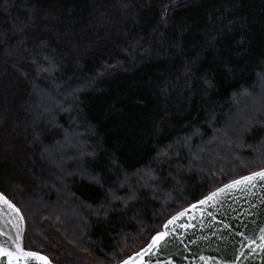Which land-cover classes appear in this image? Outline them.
Listing matches in <instances>:
<instances>
[{"label": "trees", "instance_id": "1", "mask_svg": "<svg viewBox=\"0 0 264 264\" xmlns=\"http://www.w3.org/2000/svg\"><path fill=\"white\" fill-rule=\"evenodd\" d=\"M261 73L264 0H0V192L25 218V248L54 264H118L180 210L263 169V116L226 130ZM75 128L90 177L59 186L47 154ZM218 133L223 153L204 149ZM68 200L74 239L45 224Z\"/></svg>", "mask_w": 264, "mask_h": 264}, {"label": "water", "instance_id": "2", "mask_svg": "<svg viewBox=\"0 0 264 264\" xmlns=\"http://www.w3.org/2000/svg\"><path fill=\"white\" fill-rule=\"evenodd\" d=\"M259 171H264V168L255 172ZM234 180L171 216L162 230L142 249L118 264H166V261H171V264H205L200 256L208 259L209 264H264V181H257L255 187L229 189L208 204L200 203ZM0 195L14 204L2 192ZM194 205L196 207H193ZM15 207L19 209L16 205ZM0 209H4L0 211V231L13 237L19 232L20 242L26 251L37 252L47 258L48 264H54L47 255L25 248L26 222L21 210L19 209V217L22 219L6 209L2 203ZM165 232L168 236L161 244L168 242L167 248L158 256L140 255L149 249L155 237ZM5 240L6 236H0V243ZM6 247L15 253V245L12 242H7ZM0 264H9V257L0 255ZM21 264L24 262L21 261Z\"/></svg>", "mask_w": 264, "mask_h": 264}, {"label": "rangeland", "instance_id": "3", "mask_svg": "<svg viewBox=\"0 0 264 264\" xmlns=\"http://www.w3.org/2000/svg\"><path fill=\"white\" fill-rule=\"evenodd\" d=\"M86 84H88L87 82H82L79 85H77V87L75 86L74 88H71L68 90V92H71L70 94H67V97L70 98L71 100L73 99L72 93L76 92L77 90H82L85 86H87ZM71 90V91H70ZM55 101V100H54ZM57 102V101H56ZM233 103H234V114L231 117V119L228 122V125L226 127V130L232 134L234 133H239L241 131H245L246 127L251 123V121L253 119H249L247 115H253L255 116L256 114L258 115H262L264 118V73H261L259 75V79H258V83L256 86V89L252 92V93H248V92H243L237 96H235L233 98ZM59 105H55L53 103H50L49 107L50 108V113H52L53 109H56L58 106H60V102H58ZM68 109H64L62 110L63 112H71V106L67 107ZM243 113V114H242ZM72 122L75 123L76 127L79 128L81 127V124L78 123V121L75 120V118H72ZM63 134H64V139L61 142L56 143V146L50 150L48 152V156H49V160L51 161V163L56 166L59 170V176L58 177H54V181L56 182L57 185L62 186V185H66L67 179L72 177V176H81L84 178H88V176L90 177V175L88 174V176H86V172L83 168V163L82 159L89 155V152L87 151L89 148H85V145H88V143H86V141L84 139L79 138V136L84 135L85 132L83 131H79L76 128L73 130H63ZM197 134V133H196ZM195 134V135H196ZM224 139V137L222 135H220L219 133L217 134V136H215L214 140L212 142H207L204 145V149L206 147H208V150H210L211 153H219V151L221 150V152L223 153V149L218 146L217 149L214 147V143L218 142L219 140ZM225 142V141H224ZM176 144V143H175ZM178 145V144H177ZM91 148V147H90ZM77 149V150H76ZM76 150V151H75ZM170 152L172 151H167V149L165 151H163L159 157H168L170 155ZM225 153H230V152H225ZM47 156V158H48ZM199 154L192 155L190 156L191 158V162H199V158H198ZM175 158H177V155H174ZM75 163L76 166H73L70 169H65L63 166L67 165L68 163ZM177 165L175 166V170L178 171V169H181V167H179V163L176 162ZM209 164V163H208ZM92 179V178H91ZM66 180V181H65ZM147 184V181H143ZM129 185V180L128 178H126L125 180H122V183L120 185V189L121 186L123 185ZM56 185V186H57ZM58 188V187H57ZM56 188V191H57ZM129 192L132 191L131 186H129ZM161 190V189H160ZM160 190H156L155 193L158 194ZM163 196V200L164 199V193H162ZM71 200H68V202ZM39 202L36 201V204H38ZM39 206V205H38ZM74 206H72V204L69 203H60L57 202L55 204H53L50 208V206L47 207V210L49 211V216L50 218H46L45 219V224L47 225V222H49L50 224H54L56 227H61V230L58 229V231L62 234L64 237H70L71 239H74V236H76L77 233H79L78 231L80 230L81 226L76 227L74 230H72V228L69 227V224L67 221V219H70L72 217L77 216V212H75ZM70 209V210H67ZM47 211V212H48ZM39 212V211H37ZM59 215L61 218H54V216ZM62 219V220H61ZM83 236V235H82ZM81 240V238H80ZM89 261H91L89 259Z\"/></svg>", "mask_w": 264, "mask_h": 264}, {"label": "snow or ice", "instance_id": "4", "mask_svg": "<svg viewBox=\"0 0 264 264\" xmlns=\"http://www.w3.org/2000/svg\"><path fill=\"white\" fill-rule=\"evenodd\" d=\"M257 181H264V171L255 172L251 175L244 176L240 179L234 180L232 183L227 184L225 188L220 189L219 192H214L209 195L205 200L200 201L201 204H208L209 202L215 200V198L220 195L221 193L229 190V189H241L242 186L245 187H255ZM0 203H2L6 209L10 210L12 213H15L19 217V209L15 207L6 197L0 195ZM193 207H196L195 205ZM4 209H0L3 211ZM183 215V213L181 214ZM22 219V217H19ZM179 219V217H177ZM170 223H173L170 221ZM0 236H6V240L4 243H0V255L9 257V264H21V261L24 264H30V262H37V264H48L47 258L38 254L37 252L33 251H26L20 242V234L17 232L16 236L13 237L12 235L6 234L0 231ZM168 233L165 232L163 234L158 235L153 239L152 245L149 246V249L146 250L145 253H141L140 255L143 256L145 254L151 256L156 254L157 256L168 247V242L161 244V241H165ZM264 239V237H262ZM12 242L15 245V253L7 249L6 244L7 242ZM183 242V241H181ZM264 247V246H262ZM201 260L205 261V264H209V260L206 259L204 256H200ZM127 264V262H126ZM159 264V262H158ZM166 264H171V261H166Z\"/></svg>", "mask_w": 264, "mask_h": 264}]
</instances>
